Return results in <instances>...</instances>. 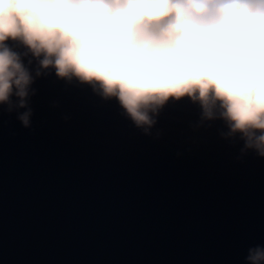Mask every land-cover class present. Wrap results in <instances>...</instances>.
<instances>
[{
    "label": "water",
    "instance_id": "water-1",
    "mask_svg": "<svg viewBox=\"0 0 264 264\" xmlns=\"http://www.w3.org/2000/svg\"><path fill=\"white\" fill-rule=\"evenodd\" d=\"M6 44L41 75L29 127L0 105V264H246L264 244V157L219 103L209 120L170 97L138 126L98 84Z\"/></svg>",
    "mask_w": 264,
    "mask_h": 264
},
{
    "label": "clouds",
    "instance_id": "clouds-1",
    "mask_svg": "<svg viewBox=\"0 0 264 264\" xmlns=\"http://www.w3.org/2000/svg\"><path fill=\"white\" fill-rule=\"evenodd\" d=\"M9 40L57 77L98 84L138 126L170 97L209 120L219 103L228 134L264 157V0H0V105L27 128L41 71ZM244 259L264 264V244Z\"/></svg>",
    "mask_w": 264,
    "mask_h": 264
}]
</instances>
